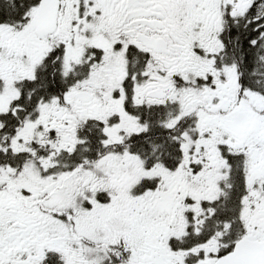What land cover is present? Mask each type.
Wrapping results in <instances>:
<instances>
[{
	"label": "snow or ice",
	"instance_id": "6c2138e0",
	"mask_svg": "<svg viewBox=\"0 0 264 264\" xmlns=\"http://www.w3.org/2000/svg\"><path fill=\"white\" fill-rule=\"evenodd\" d=\"M0 264H264V0H0Z\"/></svg>",
	"mask_w": 264,
	"mask_h": 264
}]
</instances>
